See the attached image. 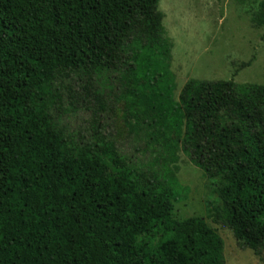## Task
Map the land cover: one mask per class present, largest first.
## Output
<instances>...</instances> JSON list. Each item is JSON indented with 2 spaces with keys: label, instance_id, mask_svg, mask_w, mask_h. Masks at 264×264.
<instances>
[{
  "label": "trees",
  "instance_id": "1",
  "mask_svg": "<svg viewBox=\"0 0 264 264\" xmlns=\"http://www.w3.org/2000/svg\"><path fill=\"white\" fill-rule=\"evenodd\" d=\"M159 1L0 0V264H226L215 229L176 220L168 189L154 193L96 129L66 135L43 100L50 81L113 69L138 37L173 90ZM251 20L264 23V1ZM176 107L180 151L217 198L208 219L262 263L264 85L189 79ZM172 220L168 240L142 238Z\"/></svg>",
  "mask_w": 264,
  "mask_h": 264
},
{
  "label": "rangeland",
  "instance_id": "2",
  "mask_svg": "<svg viewBox=\"0 0 264 264\" xmlns=\"http://www.w3.org/2000/svg\"><path fill=\"white\" fill-rule=\"evenodd\" d=\"M263 1L160 0L162 24L173 42V90L157 49L139 37L113 69L76 84L59 78L43 90V100L66 135L89 137L96 129L154 193L170 191L176 220L199 218L215 229L225 242L226 264L264 261L249 249L240 250L230 231L208 219L217 198L203 172L180 151L176 105L189 79L264 85V23L251 20ZM175 223L162 222L142 238L155 247L171 237Z\"/></svg>",
  "mask_w": 264,
  "mask_h": 264
}]
</instances>
